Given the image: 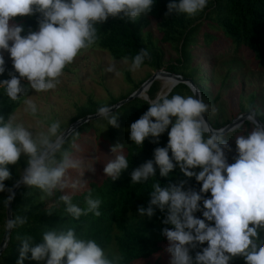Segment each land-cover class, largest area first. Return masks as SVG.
Returning a JSON list of instances; mask_svg holds the SVG:
<instances>
[{"label":"clouds","instance_id":"clouds-1","mask_svg":"<svg viewBox=\"0 0 264 264\" xmlns=\"http://www.w3.org/2000/svg\"><path fill=\"white\" fill-rule=\"evenodd\" d=\"M155 3L156 0H0V75L6 70L3 51L9 54L14 69L8 73L10 78L0 79V94L11 101L24 98V111L35 115L37 106L26 95L29 88L36 93L55 89L65 67L82 50L97 44V24H103L109 17L135 22L141 15L150 13ZM208 3L209 0H169L165 15L194 17ZM35 13L40 14L38 30L22 36L24 26L11 21ZM148 57V50L141 48L130 64L128 57L122 62L129 64V71L134 72ZM105 71L115 72V65L110 64ZM22 79L28 84H22ZM174 84L175 80H169L167 90L148 100L147 111L129 126V139L137 146L146 139L158 143L166 131L168 135L166 146L156 147L151 159L131 171V184L148 182L156 177L157 170L160 177H168L178 167L184 177H194L200 188L197 191L188 187L187 179L167 184L153 182L148 206L138 207V214L151 218L159 209L164 214L162 223L172 226L162 229L168 242L169 264H230L237 256H242L246 264H264V235H261L264 123L254 115L248 116L251 130L235 136L237 155L229 164L226 150L232 149L225 130L212 128L206 119L210 106L195 87H192L193 95H169ZM112 109V106H100L96 115L118 127ZM66 142L67 135L59 121L51 122L46 131L37 133L18 122L15 113L7 119L0 115V193H7L2 201L5 207L15 197L13 188L22 184L41 190L42 199L59 192L58 201L73 219L89 213L100 216L99 198L88 195L86 206L81 208L65 192L69 187L78 188L76 183L69 182L67 174L81 164L74 155L79 150L75 138L67 148ZM119 148L121 145L112 148L114 159L103 169L112 181L129 168V161L117 151ZM22 155L27 157L26 166L16 184L6 187L5 181L11 176L7 165L16 164ZM206 193L210 197L203 195ZM197 212L203 218L196 216ZM25 222L26 217L21 215L8 217L3 226L4 237ZM20 240L16 264H24L26 259L43 264H122L123 261L120 254L110 253L95 239L78 236L72 228L46 230L38 244L30 236ZM205 242L206 247L190 255Z\"/></svg>","mask_w":264,"mask_h":264},{"label":"trees","instance_id":"trees-1","mask_svg":"<svg viewBox=\"0 0 264 264\" xmlns=\"http://www.w3.org/2000/svg\"><path fill=\"white\" fill-rule=\"evenodd\" d=\"M168 3L169 0H156L151 12L141 15L135 22L121 20L119 17H109L103 24H97L99 39L95 46L108 51L113 59L120 60L128 57L130 63L131 58L141 48L147 49L149 57L145 59L141 67L149 66L156 71L162 69L193 79L201 91V99L208 105L217 102L221 97V92L214 94L212 89L209 91L208 85L204 82L201 67L195 65L194 57L197 55L198 47L211 48L218 53L231 43L237 52L244 51L245 56L254 66L264 70V0H209L206 8L194 17H188L185 14L166 16ZM39 16V13H35L16 17L11 22L24 26V32L21 33L23 36L29 31L38 30ZM151 20H155L158 25L160 43L167 44L176 51L175 60L166 61L164 51L153 43L151 33L146 32ZM199 33L201 38H198ZM213 44L214 47H211ZM206 63L208 64L210 61ZM5 69V73L0 75V79L10 78L8 73L14 71L12 61L5 60ZM127 78L130 81L129 75ZM147 79L135 83L132 92L114 98L108 106H113L128 98ZM227 80L228 76L225 74L220 80V87H224ZM21 83L27 85L28 81L22 79ZM159 90L160 83L155 80L146 91L149 100L154 99ZM173 94L185 96L186 94L193 95V92L186 84L179 83L169 93V95ZM23 99L11 101L0 94V115L7 119L20 107ZM247 99V106L239 103L238 112L232 120L238 115L252 112L264 123V112L255 102V96L250 95ZM147 101L142 97L135 98L113 111L112 114L117 116L118 127H112L106 120L100 118L84 124L87 131L83 135L89 131L95 133L96 142H98L97 150H104L103 153H105L102 154V157L107 160L110 157L111 149L116 145H121L119 149H122L121 153L129 161V168L115 181L101 172L100 175L89 179L74 192L65 189V192L71 195L72 202L81 208L86 206L85 198L88 195L99 198L101 200L100 216L89 213L86 216L82 215L79 219H73L64 211L63 203L58 201L59 192L53 197L42 199L41 190L21 184L13 200L12 218L21 215L26 217V222L11 230L9 242L0 255V264H16L21 247L20 239L30 236L33 243L38 244L42 242V233L51 228L57 230L72 228L82 238L95 239L110 253L120 254L123 257L122 264H169L166 259V255H169L166 251L168 242L162 235V229L172 226L162 223L164 214L159 209L155 210V214L151 218L140 217L137 209L140 206H148L149 191L153 182L167 184L175 183L179 179H187V186L197 191H199L200 184L195 181L194 177H184L178 167L168 177H160L157 170L156 177L150 178L148 182L131 184V171L151 159L153 150L156 147L166 146L168 141L167 131L160 135L158 143L146 139L143 145L137 146L132 144L129 139V126L147 111L149 107L146 104ZM100 106L97 102L89 100L78 108L79 113L72 122L74 123L87 115L96 114V109ZM206 117L213 128L226 126L224 122L211 120L209 113ZM251 127V123L247 120L237 130L226 133L225 136L234 135L238 130L246 134L251 130ZM83 135L76 140L79 150L80 147L81 150L84 146L89 147L88 141L84 139ZM68 146L69 144L66 142L64 147ZM169 155L171 156V153ZM26 160L27 157L21 156L16 164L7 165L11 176L5 181L6 187H13L16 184L26 166ZM233 162L234 159L230 160L229 164ZM68 172L71 173L70 170ZM6 195V192L0 193V243L4 237L3 226L7 220V207L2 203L3 197ZM203 195L206 198L210 197V193ZM195 215L203 218L201 212H197ZM261 235H264V231L261 232ZM206 246L205 242L204 245L192 250L190 255L194 256L196 251H200L202 247ZM30 255L29 253V257ZM24 264H43V262L26 259ZM230 264H246V262L242 256H237L230 261Z\"/></svg>","mask_w":264,"mask_h":264},{"label":"rangeland","instance_id":"rangeland-1","mask_svg":"<svg viewBox=\"0 0 264 264\" xmlns=\"http://www.w3.org/2000/svg\"><path fill=\"white\" fill-rule=\"evenodd\" d=\"M147 31L151 33L153 43L160 46L164 51L165 60H175L177 57L176 51L167 44L160 43V32L155 20H151L150 26L146 29ZM145 36L147 37L146 33ZM198 38H201L200 33ZM211 47H214V44ZM245 55L244 51L237 52L234 46L229 43L218 53L211 48L198 47L197 55L194 57L195 65L201 67L203 79L208 85L209 91L212 89L214 94L221 92L220 99L213 104H209V117L213 121L224 122L226 126L230 121H233V116L238 112L239 103L247 106V98L250 95L255 96V102L264 112V70L254 66ZM3 56L5 60L11 61L7 51H3ZM122 61L123 59H113L108 51L97 46L81 51L74 58V61L65 67L66 69L63 70L60 77V83L55 89L36 93L35 90L29 88V92L26 94L27 98L36 104L38 111L35 115L25 112V105L22 101L20 107L14 112L18 122L24 123L26 127L39 133L46 131L51 122L59 121L61 129L66 131L73 124L72 120L77 117L78 108L89 100L97 102L101 106L108 105L114 98L132 92L135 83L147 79L156 72L149 66L140 67L134 72L129 71L130 62L125 64ZM207 61H210V63L207 64ZM110 64L115 65V72L105 71ZM225 74L228 76L227 84L220 87V80ZM127 75L130 76V81ZM158 81L160 83L158 93L166 91L164 81L161 78ZM187 95L189 94L185 96ZM85 126L82 124L72 131L67 144L73 138L77 140L81 137L87 131ZM240 126L228 133L237 130ZM227 134L225 133V135ZM239 134L244 133L238 130L234 135L225 136L232 149L231 151L226 150L228 163L237 155L235 152V136ZM83 136L88 141L86 142L89 147L84 146L83 151L80 147L79 152L75 154L76 158L81 161L80 167L70 169L71 173L68 172L67 175L69 182L76 183L78 188L75 190L70 187L66 188V191L69 192L78 190L86 181L104 172L103 169L107 162L114 159L115 156L111 149L110 157L107 160L102 157V154H105L103 153L104 150H97L98 142H96L95 133L92 131ZM117 151L121 153L122 149ZM91 168L93 170H89ZM166 259L170 261V254L166 255Z\"/></svg>","mask_w":264,"mask_h":264},{"label":"water","instance_id":"water-1","mask_svg":"<svg viewBox=\"0 0 264 264\" xmlns=\"http://www.w3.org/2000/svg\"><path fill=\"white\" fill-rule=\"evenodd\" d=\"M171 77L173 78V80H175V84L174 86L171 87V90L178 85L179 83H184L186 84L192 91V87H195V89L197 90V93L199 94L200 98H201V91L200 89L197 87V85L195 84V82L193 81V79L188 78V77H184L182 75L179 74H174L171 72H167L165 70H157L153 75H151L136 91H134L128 98L119 101L118 103H116L115 105H113V109L112 111H115L117 108H119L120 106H122L123 104H125L126 102H129L135 98H139L142 97L146 100H149L148 94H147V90L149 89V87L153 84V82L155 80L160 79L161 77ZM146 92V93H145ZM171 92V91H170ZM169 92V93H170ZM143 94V95H142ZM249 115H254V113L252 112H246L243 113L241 115H238L231 123H229L227 126H225L223 129L225 130V133H228L229 131H231L232 129L236 128L237 125L240 126L241 124H243L245 121H247L248 116ZM257 121L261 122L259 120V118H257V116H255ZM98 119V116L96 114H92V115H87L83 118L78 119L76 122H74L66 131V135L67 137L71 134L72 131H74L78 126L85 124L87 122H90L92 120H96ZM207 119V117H206ZM208 120V119H207ZM209 122V121H208ZM262 123V122H261ZM210 124V122H209ZM211 126V124H210ZM212 127V126H211ZM213 128V127H212ZM21 186V185H20ZM19 186V187H20ZM19 187H14L13 191L17 192V190L19 189ZM14 200V199H13ZM13 200L9 202V206L7 207V219L12 218V204H13ZM10 233L11 231L8 233V235L6 237H3L1 243H0V255L3 252V250L6 248L9 239H10Z\"/></svg>","mask_w":264,"mask_h":264},{"label":"bare ground","instance_id":"bare-ground-1","mask_svg":"<svg viewBox=\"0 0 264 264\" xmlns=\"http://www.w3.org/2000/svg\"><path fill=\"white\" fill-rule=\"evenodd\" d=\"M161 79L164 81V87H165V88L168 87V81H169V80H173V78H171V77H167V76H165V77H161ZM145 93H146V92H145Z\"/></svg>","mask_w":264,"mask_h":264}]
</instances>
